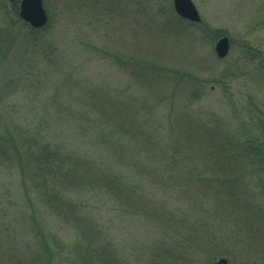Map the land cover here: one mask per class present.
Instances as JSON below:
<instances>
[{
    "label": "rangeland",
    "instance_id": "obj_1",
    "mask_svg": "<svg viewBox=\"0 0 264 264\" xmlns=\"http://www.w3.org/2000/svg\"><path fill=\"white\" fill-rule=\"evenodd\" d=\"M15 2L0 0V150L9 158H0V264H47L45 247L56 254L52 264H80L75 232L38 204L11 142L47 128L64 150L92 155L98 150L94 131L105 128L93 102L129 107L132 122L161 135L173 120L191 117L264 144V0H191L202 27L177 36L162 32L174 13L172 0H43L48 20L41 32L23 25ZM222 37L230 47L219 59L214 45ZM133 62L143 69L133 71ZM108 154L98 152L115 168ZM127 166L119 171L130 181L150 182L130 175ZM254 179L257 199L264 201V174ZM142 193L153 202L148 209L157 205L175 220L180 212L191 217L189 202L176 193L153 185ZM99 197L90 195L87 204L120 258L147 264L166 239L161 228ZM170 238L176 240V232ZM260 259L226 260L264 264V255Z\"/></svg>",
    "mask_w": 264,
    "mask_h": 264
},
{
    "label": "trees",
    "instance_id": "obj_2",
    "mask_svg": "<svg viewBox=\"0 0 264 264\" xmlns=\"http://www.w3.org/2000/svg\"><path fill=\"white\" fill-rule=\"evenodd\" d=\"M165 22L162 31L165 36L202 27L181 20L173 11ZM130 66L133 71L143 69L137 62ZM105 105L102 101L93 102V108L104 114L105 128L94 131L93 142L96 147L98 144V150L92 155L64 150L61 141L50 135L47 128L48 132L40 128L26 142L23 137L20 142L19 139L11 142L17 153L18 171L30 182L38 204L75 232L80 242L79 263L125 264L96 219L97 211L87 204L86 198L92 194L121 204L124 212L140 215L161 228L166 239L154 246L147 264H213L223 257L230 261L237 258L249 263L261 261L264 201L257 199L254 177L264 174V144L258 137L239 138L216 121L203 122L191 117L187 123L178 120L183 117L173 120L161 135L159 131H146L143 122L139 125L132 122L129 107L113 109L112 105L104 108ZM104 138L112 142L106 144ZM98 152L109 153L118 170ZM0 155L2 161L9 160L4 150H0ZM138 159L144 162L142 166L135 163ZM126 164L132 170L128 172L130 175L144 176L150 182L144 186L139 181H130L119 171ZM151 185L189 202L192 218L180 212L175 220L157 205L148 209L153 202L142 195V189L148 191ZM174 232L177 239L172 241L170 236ZM44 253L50 255L47 264H52L55 252L45 247Z\"/></svg>",
    "mask_w": 264,
    "mask_h": 264
},
{
    "label": "water",
    "instance_id": "obj_3",
    "mask_svg": "<svg viewBox=\"0 0 264 264\" xmlns=\"http://www.w3.org/2000/svg\"><path fill=\"white\" fill-rule=\"evenodd\" d=\"M176 16L192 24L200 23L198 12L191 0H172ZM18 16L21 21L33 29H40L47 23V14L43 8V0H21L18 7ZM229 41L226 37L220 38L214 45V52L219 59H223L229 51ZM217 264H227V260L220 258Z\"/></svg>",
    "mask_w": 264,
    "mask_h": 264
}]
</instances>
